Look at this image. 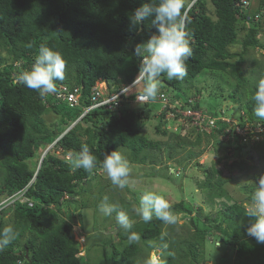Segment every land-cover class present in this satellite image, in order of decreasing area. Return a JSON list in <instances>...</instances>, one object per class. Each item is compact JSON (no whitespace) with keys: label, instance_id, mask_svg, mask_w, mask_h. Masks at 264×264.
Masks as SVG:
<instances>
[{"label":"trees","instance_id":"obj_1","mask_svg":"<svg viewBox=\"0 0 264 264\" xmlns=\"http://www.w3.org/2000/svg\"><path fill=\"white\" fill-rule=\"evenodd\" d=\"M207 1L215 8V18L208 14ZM238 1L198 0L185 15V31L192 48V55L186 61L187 74L183 79L169 80L166 74L158 78L162 82L161 91H170V86L173 87L170 96L176 105L171 108L175 112L174 120L182 123L178 109H202L206 100L192 103L190 98L201 93L202 87L196 86L195 81L208 71L220 73L234 84L227 95L224 87L214 88L215 95L211 94L210 100L216 97L223 101L226 97L237 103L239 109L247 112V117L241 114L239 117L243 127L253 122L264 126V120L255 115V103L251 99L258 78H264V60L251 62L250 73L257 78L249 77L243 66L251 49L264 46V41L257 36V25L250 22L240 52L230 50L231 44L238 42L240 22L247 18L239 13ZM146 2L149 0H0V202L4 198L10 201L0 209V230L13 226L19 233L15 241L0 249V264H94L87 254H79V241L73 231L77 211L72 208V202L85 194L84 184L95 172L94 169L91 172L72 169L66 159L67 155L79 153L83 146H88L96 156L95 168H103L106 154L125 147L133 163L150 165L143 176H162L155 167L162 159L163 142L149 139L136 126L139 107L124 103L118 110H109L104 106L82 117L85 110L78 105L70 106L64 98L68 92L78 89L83 94L82 105L88 106L97 82H116L119 86L135 80L142 59L135 55V46L146 41L156 29L151 26V18L139 30L130 28L129 14ZM260 6L264 10V0ZM42 44L61 52L67 61L65 79L56 82L57 91L63 92L61 96L55 92L42 97L38 91L16 82L20 73L30 70ZM151 106L155 105L151 102L144 105ZM50 114L56 118L48 123L46 115ZM165 115L163 111L157 131L177 140L176 143L165 141L169 160H174L180 146H198L203 134L218 137L230 125L219 120L218 129L211 134L199 132L193 141L180 131L165 129ZM232 134L229 141L218 142L231 150L235 157L232 166L240 171L246 165L250 169L257 166V155L264 158V133ZM253 135L262 138L253 139ZM49 146L40 161L37 155ZM246 149L250 161L242 163ZM198 153L190 149L188 158ZM226 159L228 155H222L218 163ZM164 168H168L167 162ZM163 175L171 180L174 173ZM261 176L264 173L253 177L252 183L245 186L248 200ZM231 179L218 166L207 171L204 182L207 192L212 198L224 197L214 213H203L201 206L196 209L186 200L170 204L173 214L181 212L188 217L186 225L191 232L181 240L176 237L174 226L169 228L172 236L163 234L165 223L155 217L147 223L143 220L133 223L134 216L129 214L131 201L111 193L108 202L125 211L133 227L125 231L119 226L118 241L109 235L102 239L104 256L114 260L107 264H116L118 258L128 264H138L141 253L146 252L148 256L156 247L167 257L163 264H264V243L247 234V227L255 217L246 214L243 201L229 203L232 198L224 185ZM103 201V198L97 200V206ZM195 210L197 214L193 215ZM132 233L140 237L143 245L138 241L129 242ZM209 238L213 245L211 256H207L206 250ZM219 241L221 245L217 246ZM217 253L222 256L218 257Z\"/></svg>","mask_w":264,"mask_h":264},{"label":"rangeland","instance_id":"obj_2","mask_svg":"<svg viewBox=\"0 0 264 264\" xmlns=\"http://www.w3.org/2000/svg\"><path fill=\"white\" fill-rule=\"evenodd\" d=\"M187 5V7L191 6L192 0H187ZM258 5L259 1H255L251 9L256 12L259 7ZM206 7L208 8V14L215 18V8L213 4L210 1H207ZM237 7L239 9V13L246 17L245 6L237 5ZM250 16L252 15L250 14ZM237 31L238 42L231 44L230 50L232 52H240L242 50L243 39L248 32L247 18L243 22H240ZM261 39L264 41V36H261ZM237 58L238 57L234 58V60H236ZM254 59L263 63L264 46L256 49H251L248 55H246L243 65L249 77L257 78L256 75L250 73V70L252 69L251 62ZM133 82L134 81L130 83H120L119 86L116 82L109 84L97 82V84L93 87V92L90 94V96H95V91H99L101 93L100 98L106 101L102 107L105 106L110 110H118L119 107L124 103H129L132 106L140 108V114L136 117V126L141 130V133L147 136L149 139L163 142L161 146V162L163 161V163H157L155 167V169H157L158 172L162 174V176H143L145 171L147 172V170L150 169V165H140L138 163H133L127 157L128 151L125 147H121L120 152L129 162L130 175L127 178L128 185L124 189H119L116 186L112 185L110 179L107 178L106 172L103 168H94V175L84 184V189L86 190L85 194L78 197V201L76 200L72 202V208L76 209L77 211V218L74 219V233L75 238L79 240V246L81 249L80 255L87 254V257H89L94 264H107V262H114V260H111L110 257L104 256L101 246L102 239H106L107 235L111 236L112 238L114 237L115 241L120 239L117 234L119 225L116 222V214L113 213L112 216H105L102 212H100L99 207L97 206V200L99 201L102 198L105 199V197H107V199H110L112 197V194H116L117 196L123 197L127 201H131V210H129V214L134 216L133 223L135 221L142 220L135 214L133 209L139 206L141 195L145 191H152L163 196L169 202V204L176 203L179 200H186V202H191L192 204H194L196 209L198 208V206H201L203 208V213L208 214L216 212L218 208H220L218 202L224 199V197L212 198L211 195L207 192L208 188L204 185L207 171L213 166L222 168L224 176L232 177V179L224 185L225 190L230 194L232 198L229 203H233V200H240L243 201L245 207H247L250 203V200L247 199L248 192L245 186L252 183L253 177L264 173L263 157H259L257 155V166L250 169L248 168V165H246V168L240 171L237 170L238 167L232 166L235 157H233V155L231 154V150L224 149V147L220 146V144L218 143L220 141H229L228 139L233 135L232 133L237 134V127H240L241 129H244L246 127L256 129L260 125V123L255 124V122H253L246 124L244 127L241 126L239 124L240 114L244 117H247V112L243 109H239L238 104L233 101L231 102L230 99L225 97L224 100L221 101L219 98L215 97L214 100H210L211 94L215 95L212 90L216 87H224L225 93L227 95L234 85L232 83L233 80L227 79L226 76H223L220 73L211 74L208 71L199 75L198 79L195 81V85L202 87L201 93L197 96H194L193 98H190V101L192 103L197 102L198 100L206 101L202 103V109H178L176 112L182 114L183 116L181 118L182 123L173 119L171 108H175L176 106L174 105L175 102H171L172 96H170L171 94H173V87L170 86V91H161L162 82H160V88L157 97L154 100H151V103H153V105L155 106H151L150 108L144 107V105L148 102L140 104L136 100V93L142 91L143 89L142 81H137V83L133 87L129 88L130 93L127 94V96L135 93L133 97L123 98V101L115 104V100L117 99L116 96L119 95L120 89L122 87L132 85ZM56 95L61 96L63 95V92L58 90L56 91ZM82 97L83 94L81 95L78 103L80 106L85 107V110H90L91 108L99 106L96 105L94 101H91L90 105L88 106L82 105ZM203 109H207V111L203 112ZM161 110L166 111L167 115H165L167 117L166 124L164 121L163 125L165 129L180 131L181 135L188 137L193 141L196 140L199 132L202 133L203 131H206L211 134L215 129H218L219 120H224L230 125L224 129L225 133L223 135H219L218 137H213L212 135V137H210L203 134L202 142L198 146H180L176 151L174 160H169L167 151H165L167 150L165 141L170 140L171 142L176 143L177 140L173 137H171V139H168V136L163 135L157 131V125L160 123L162 113ZM213 112H217L219 113V115L217 116ZM55 118L56 115L54 114L46 115V120L48 123L52 122ZM249 146L247 147L248 149ZM190 149L199 152L197 156L191 159L188 158V152L190 151ZM248 149L243 152V154L245 155L243 156V160H241L242 163L243 161L245 162V160L250 161V156L246 152ZM46 150L47 148L41 150L42 155ZM153 151L156 154H158L159 152L157 149H154ZM41 153L37 155V157H40V159L42 156ZM226 154L228 155V159L224 160L223 163H218V159L222 155ZM66 159L69 160L70 155H67ZM166 162L168 166L167 169L164 168ZM185 165L186 167H184ZM167 172L174 173L171 180H169L167 176L163 175ZM7 199L8 198H4L3 201H6ZM192 214H197L196 210ZM175 215L177 217L176 224H165L163 227V234L172 236L169 228L171 226H174L175 232L177 233L176 237L181 240V238L189 236L191 232V230H189L188 228L189 225H186V223L188 222V217H184L183 213L181 212ZM101 225L103 226L99 227ZM99 230H101V232H98ZM138 242L143 245L141 239H139ZM152 243V241H149V244ZM220 245L221 242L219 241L217 243V246ZM206 250H208L207 256H211L213 252V245L211 244L210 238L208 239ZM225 251L226 250L223 249V252ZM153 255H159L163 263L167 258L166 255H164L163 250L156 247L155 249H152L148 252V256L146 252L141 253L139 255L141 259L138 264H148L149 259ZM217 255L218 257L222 256L220 255V253H217ZM233 255H236V253L234 252ZM116 261V264H128L122 261L120 258H118V260ZM246 264H249V262H247Z\"/></svg>","mask_w":264,"mask_h":264},{"label":"clouds","instance_id":"obj_3","mask_svg":"<svg viewBox=\"0 0 264 264\" xmlns=\"http://www.w3.org/2000/svg\"><path fill=\"white\" fill-rule=\"evenodd\" d=\"M247 1L248 4L245 5L243 0H239L238 6H245L248 20L247 26L251 25L250 22L257 25V36L261 39V36H264V14L261 9L263 6H260L261 0ZM255 1H259V7L256 12L251 9ZM197 2L198 0H192V5L187 7V0H149V2L142 4V6L129 14L130 28L139 30L143 22L151 18V26L155 27L156 30L150 34L146 41L135 46V55L142 58L139 73L132 85L120 89L117 96L119 102L123 101V98H130L135 95L133 93L127 96L130 93L129 88L133 87L137 81L143 82V89L136 93V100L143 104L151 102L157 97L160 88L158 78L162 74H166L169 80L173 78L183 79L186 76V61L192 55V48L188 34L185 31L184 17ZM28 47H32V45L29 44ZM66 66L67 61L61 52L42 44L30 70L20 73L16 77V82L22 83L29 89L38 91L43 97L47 93H55L57 91L56 82L65 79ZM100 82L109 84L107 81ZM69 93L71 92L64 95L68 102ZM81 95L82 93L78 91V102ZM91 99L96 103L93 96H91ZM251 99L255 103V115L259 119L264 120V78L259 79L256 83ZM75 105L80 106L79 103ZM75 105L70 103V106ZM103 105L90 110L100 108ZM82 109L85 110L86 108L82 107ZM90 110H85L82 117ZM172 115L174 118L175 112L172 111ZM182 117L181 115L179 119L182 120ZM49 149L48 147L45 153L43 152L40 161L43 160ZM96 159V156L85 145L79 153L74 156L70 154V159L67 163L72 169L83 168L91 172L96 167ZM102 167L112 185L119 189H124L128 185L127 178L130 175V165L120 151L114 150L106 154L102 161ZM256 183L257 187L252 193L249 205L246 207V214L250 217H255L254 222L247 227V234L250 237H254L258 243H264V176H261ZM9 203L10 201L0 202V209L7 207ZM99 210L105 216H112L115 213L116 221L121 228L125 231L132 229L133 224L129 215L125 211L120 210L118 205L109 203L107 197L100 204ZM133 211L145 223L151 221L153 217L168 225L176 224L177 222V217L171 211L169 202L163 196L152 191H145L141 195L139 206L135 207ZM18 235V231L13 226H6L0 230V249L15 241ZM139 239L140 237L135 233L129 235V242H136ZM148 264H163V261L159 255H153L149 259Z\"/></svg>","mask_w":264,"mask_h":264},{"label":"built area","instance_id":"obj_4","mask_svg":"<svg viewBox=\"0 0 264 264\" xmlns=\"http://www.w3.org/2000/svg\"><path fill=\"white\" fill-rule=\"evenodd\" d=\"M243 2L245 3V5L248 4V1L247 0H243ZM100 96H101V93L99 91H95V96H93V99L96 101V105H102V104H105V102H106L105 100H102L100 98ZM68 98H69V101H70V103L72 105L73 104L74 105L75 104H78V89H75L74 92L69 93ZM116 100H115V104H118L119 101L118 100L116 101ZM255 132L256 133H261V134L264 133V126L259 125L258 128H256V129H252L251 127H246L244 129H241L240 127H237V134H241V135H245L246 136V134L255 133ZM252 138L253 139H261L262 136H259V135H255L254 136L253 135ZM246 139H248V136L245 137V140ZM24 198L25 197L22 196V199H24Z\"/></svg>","mask_w":264,"mask_h":264},{"label":"bare ground","instance_id":"obj_5","mask_svg":"<svg viewBox=\"0 0 264 264\" xmlns=\"http://www.w3.org/2000/svg\"><path fill=\"white\" fill-rule=\"evenodd\" d=\"M92 92H93V90H92Z\"/></svg>","mask_w":264,"mask_h":264}]
</instances>
